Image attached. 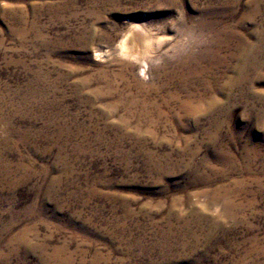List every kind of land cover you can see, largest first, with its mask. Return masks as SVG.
Segmentation results:
<instances>
[{
	"label": "rangeland",
	"instance_id": "374dc122",
	"mask_svg": "<svg viewBox=\"0 0 264 264\" xmlns=\"http://www.w3.org/2000/svg\"><path fill=\"white\" fill-rule=\"evenodd\" d=\"M0 264H264V0H0Z\"/></svg>",
	"mask_w": 264,
	"mask_h": 264
},
{
	"label": "bare ground",
	"instance_id": "6f19581e",
	"mask_svg": "<svg viewBox=\"0 0 264 264\" xmlns=\"http://www.w3.org/2000/svg\"><path fill=\"white\" fill-rule=\"evenodd\" d=\"M258 2V1H257ZM135 31V30H134ZM23 32V31H22ZM134 32H133V30H128L124 35H123V37L121 38V40L119 41V43H118V50L120 51V53L122 54V55H126V56H132V57H136L137 58V60H139L141 63H142V65H143V67L144 66H146V61H145V58H144V54H143V51H142V45H141V40L138 38V37H136V36H134L135 34H133ZM233 35V34H232ZM240 37V36H239ZM144 50V49H143ZM189 57H191V56H189ZM195 57V56H194ZM194 57H192L193 59H195ZM192 60V59H191ZM254 60V59H253ZM197 61V60H196ZM257 61V60H256ZM187 62V61H186ZM190 63V62H189ZM183 64V63H182ZM191 64V63H190ZM195 64H197L196 62H195ZM257 64V63H256ZM255 65V64H254ZM181 66V65H180ZM184 66V65H183ZM191 66V65H190ZM194 67H196L195 65L193 66V68ZM145 68V67H144ZM180 68V67H179ZM184 68V67H183ZM187 68V67H186ZM190 68V67H189ZM200 68V67H199ZM182 69V68H181ZM195 69V68H194ZM201 69V68H200ZM208 69V68H207ZM206 69V70H207ZM210 69V68H209ZM191 70V69H190ZM187 71H188V69H187ZM193 72H187V74L189 73V75H192V74H194V70H192ZM196 71H197V69H196ZM205 71V70H204ZM167 73V72H166ZM179 73V72H178ZM184 73H186V72H184ZM203 73H207V72H203ZM164 74V73H163ZM172 74V73H171ZM174 74V73H173ZM176 74V73H175ZM174 74V75H175ZM183 74V73H182ZM187 74H185V75H187ZM196 74V73H195ZM200 74V73H199ZM198 74V75H199ZM169 75V74H168ZM167 75V76H168ZM173 75V76H174ZM175 76H177V75H175ZM179 76H180V74H179ZM200 76H202V75H200ZM203 76H204V74H203ZM193 78H194V76H192ZM198 77V76H197ZM205 77V76H204ZM187 78H188V76L186 77H184V76H182V77H179L178 78V82L180 83L179 84V88H177V90L175 91V92H171V93H169L168 94V96L165 98V99H163V105H167L168 106V104L173 100V101H176V98L180 95V93L183 91V89H184V86H187L186 85V83L188 82L187 81ZM201 78V77H200ZM172 79V78H171ZM174 79V78H173ZM199 79V78H198ZM191 81V80H190ZM194 81V80H193ZM205 82V81H204ZM166 83V82H165ZM172 83H174V82H172ZM171 83V84H172ZM195 83H197L196 81H195ZM203 83V82H202ZM208 83V82H207ZM168 84V83H167ZM206 84V83H205ZM173 85V84H172ZM189 85V84H188ZM192 85V84H191ZM196 85V84H195ZM159 86V85H158ZM174 86H177V85H174ZM173 86V87H174ZM200 86H201V84H200ZM206 86V85H205ZM141 87V86H140ZM192 87V86H191ZM195 87H198L197 85L195 86ZM111 88V87H110ZM158 88V87H157ZM159 88H161V87H159ZM165 88V87H164ZM203 88H204V86H203ZM206 89H207V87H205ZM143 90H144V88H142ZM142 89H140V90H142ZM192 89V88H191ZM138 90V89H137ZM149 90V89H148ZM154 90V89H153ZM164 90V89H163ZM171 90V89H170ZM208 90H210V89H208ZM112 91V90H111ZM167 91V90H166ZM185 91V90H184ZM183 91V92H184ZM189 91V90H188ZM110 92V91H109ZM141 92V91H140ZM157 92V91H156ZM165 92V91H164ZM170 92V91H169ZM191 92V91H190ZM194 92H196L195 90H194ZM187 93V92H186ZM185 93V94H186ZM193 93V92H192ZM206 93H208V92H206ZM142 94V93H141ZM145 94V93H144ZM151 94V93H150ZM150 94H148V95H150ZM155 94V93H154ZM159 94V93H158ZM199 94V93H198ZM204 95H205V93H203ZM209 94V93H208ZM207 94V95H208ZM143 95V94H142ZM157 95V94H156ZM164 95V94H163ZM184 95V94H183ZM188 95V94H187ZM191 95V94H190ZM192 95H194V94H192ZM197 95V94H196ZM204 95H202V96H204ZM132 96V95H131ZM155 96V95H154ZM158 96H160V98H161V96L162 95H158ZM199 96V95H198ZM122 97V96H121ZM137 97V96H136ZM140 97H143V96H140ZM188 97H190V96H188ZM193 97V96H192ZM126 98V97H125ZM147 98V97H146ZM151 98V97H150ZM183 98H187V97H185V95H184V97ZM194 98V97H193ZM196 98V97H195ZM194 98V99H195ZM126 99H128V98H126ZM131 99V98H130ZM129 99V100H130ZM180 99V98H179ZM179 99H177V100H179ZM190 99H192L191 97H190ZM198 99V98H197ZM124 100V99H123ZM122 100V101H123ZM140 100H142V99H140ZM149 100V99H148ZM183 100H186V99H183ZM151 101V100H150ZM157 101V100H156ZM197 101V100H196ZM205 101V100H204ZM118 102H120L119 101V99H118ZM133 102V101H132ZM136 102V101H135ZM152 102V101H151ZM161 102V101H160ZM159 102V103H160ZM201 102H202V100L201 99H199L198 100V103H199V105L201 104ZM137 103V102H136ZM142 103H144V101L142 102ZM141 103V104H142ZM156 103V102H155ZM158 103V104H159ZM162 103V102H161ZM172 103V102H171ZM195 103V102H194ZM193 103V104H194ZM197 103V102H196ZM122 104V103H121ZM126 104V103H125ZM131 105H132V103H130ZM133 104H134V102H133ZM147 104H148V102H147ZM192 104V100H188L187 99V101H181L180 102V106H179V108H180V110H183V111H190L191 109H194L195 110V108L198 106H196V104L195 105H193ZM207 104H210L209 102L207 103ZM118 105V104H117ZM153 105V104H152ZM154 105H156V104H154ZM171 105V104H170ZM211 105V104H210ZM127 106V105H126ZM142 106V105H141ZM115 107V106H114ZM146 107V106H145ZM157 107V106H156ZM159 107V106H158ZM176 107V106H175ZM148 108H150L149 106H148ZM199 108V107H198ZM208 108V107H207ZM156 109V108H155ZM157 109H159V108H157ZM174 109V108H173ZM176 109V108H175ZM151 110V109H150ZM160 110V109H159ZM198 110V109H197ZM200 110V109H199ZM205 111V110H204ZM208 111V110H207ZM206 111V112H207ZM182 112V111H181ZM189 113V112H188ZM186 114V113H185ZM179 115V114H178ZM181 115V114H180ZM192 115V114H191ZM194 116V115H193ZM175 117V116H174ZM179 117V116H178ZM177 118V117H176ZM9 130V129H8ZM189 153V152H188ZM232 163V162H231ZM1 169H3V168H1ZM4 170V169H3ZM6 170H7V168H6ZM4 172V171H3ZM10 176V175H9ZM223 190V189H222ZM214 192H216V191H214ZM217 193V192H216ZM215 193V194H216ZM227 196V195H226ZM217 197V196H216ZM219 197V196H218ZM220 199V198H219ZM215 201V200H214ZM186 223V222H185ZM252 241V240H251ZM187 246V245H186Z\"/></svg>",
	"mask_w": 264,
	"mask_h": 264
}]
</instances>
